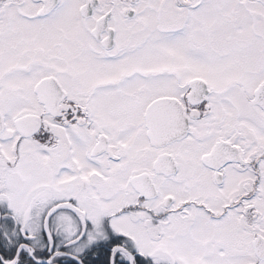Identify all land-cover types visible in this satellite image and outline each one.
Listing matches in <instances>:
<instances>
[{
	"label": "snow or ice",
	"instance_id": "obj_1",
	"mask_svg": "<svg viewBox=\"0 0 264 264\" xmlns=\"http://www.w3.org/2000/svg\"><path fill=\"white\" fill-rule=\"evenodd\" d=\"M0 264H264V0H0Z\"/></svg>",
	"mask_w": 264,
	"mask_h": 264
}]
</instances>
